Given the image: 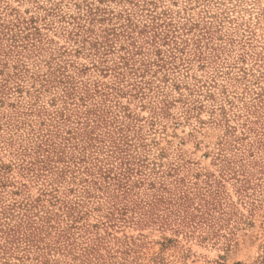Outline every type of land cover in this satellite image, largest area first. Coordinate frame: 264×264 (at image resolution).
Segmentation results:
<instances>
[{"label":"rangeland","instance_id":"obj_1","mask_svg":"<svg viewBox=\"0 0 264 264\" xmlns=\"http://www.w3.org/2000/svg\"><path fill=\"white\" fill-rule=\"evenodd\" d=\"M10 19L31 34L0 43L2 226L31 203L52 227L27 252L1 235L0 264H264V0H0ZM215 189L221 236L164 200Z\"/></svg>","mask_w":264,"mask_h":264},{"label":"trees","instance_id":"obj_2","mask_svg":"<svg viewBox=\"0 0 264 264\" xmlns=\"http://www.w3.org/2000/svg\"><path fill=\"white\" fill-rule=\"evenodd\" d=\"M18 20H13L10 19L9 22H5L4 20L0 21V43L3 39H9L11 41L10 45H15L16 44V38L19 37H27L29 34H31V32H25L23 33L28 27H27V22H25L24 25L22 24H18L17 22ZM24 30V31H23ZM23 33V34H22ZM33 35H35L37 32H32ZM13 43V44H12ZM3 48L0 44V51H2ZM123 59H127L124 57H121ZM123 63H127V60L122 61ZM1 64V61H0ZM3 65L5 63H2ZM2 65V66H3ZM105 67H109L107 65H105ZM114 69H118L113 70L115 71V77L119 78L120 76L123 75V73H121V70L119 69L121 66L120 64H114ZM103 69V67H101V70ZM107 69V68H106ZM1 70V69H0ZM135 70V69H134ZM135 72V71H134ZM97 86V85H95ZM165 106L162 107V110H164V108L166 107V102L164 104ZM121 126L119 125V128ZM115 149L116 148H120L119 145H114ZM55 145H53V143H49L48 145V149H46L47 151H54L55 155L57 156V158L62 155L61 152H58L55 150ZM119 151V150H118ZM111 153H114V151H111ZM23 155L25 153H22ZM37 161H41L42 160H37ZM115 167L113 164L111 165L110 168L105 170L100 171L99 169V173L100 176H102L101 178H107L110 179V175L109 172L111 171V169ZM49 171V170H48ZM261 173H263L262 171H260ZM124 174V173H123ZM233 175H238L235 178V180L237 181V185L235 188V191L237 192V195L239 198L242 197H247L248 198V192L249 189L253 188V184L251 181V177L250 175H252V173H250L249 171L244 170V168L240 171V173H237V171H235V169L232 171ZM116 183L118 187H121V192L124 194L126 192H128V187H124V183L119 181V178H114L112 177ZM92 181V182H91ZM87 183H93L96 184V182L92 179H87ZM263 192H264V187L262 188ZM260 193L261 196H263L264 198V193ZM87 194H90V190L87 189ZM194 195L198 198L197 202H194L192 197H190L188 195V193L185 190H182L180 193H178L175 197L172 196V198L170 199H164L167 202V204L171 207V206H175L174 211L170 210V213H173L174 215H176L175 219L177 220L178 223H180L181 226L183 227H193V226H198L202 229H210V231H206V235L207 236H221L218 234V231L215 230L214 226H219L220 224H218L219 222L222 223L225 219V216L227 214H231V211L229 213L224 211L223 205L222 203H220V194L218 190H214V191H209L207 192H203V193H197V195L194 193ZM262 199H259V201ZM116 200L113 201V203H115ZM163 200L161 199V197H159L158 199L154 200V202L152 203H148L149 207H157L159 202H162ZM254 201H250L252 204ZM264 201V200H263ZM28 205H26V208H24L25 213H23V218L20 219L18 221V223L16 225H9V223L5 224V227L2 226V220H4L3 222H5V218H6V211L4 208H1L2 210L0 211V237L1 235L5 236L4 241L5 243H7L9 245V247L14 246V248H17V246H19L20 243H23V250L24 251H29L28 249L30 247H32L33 245H38V243H40L43 239L44 236H41L42 233L44 234H49V232L47 233V229L52 227L51 224H48V222L51 220V215L47 214L44 217L41 218L42 223L41 226L36 224V221H32L33 218L30 217V213H29V207L30 206H34L31 203H27ZM251 208H255L256 206L254 204H252ZM124 210V209H123ZM49 213V211H46ZM148 212V211H147ZM68 213H70V210L68 211ZM144 213H146V211H144ZM2 217H4V219H2ZM156 218H159L160 222H164V218L163 216L160 217L158 215L154 216L153 220H155ZM46 223V224H45ZM57 237L55 240V243L59 244L62 240L61 238L65 237L64 234V230L65 229H57ZM204 231V230H203ZM205 238V237H203ZM60 239V240H59ZM228 239V238H226ZM4 249V247H3ZM35 249H38V246H35ZM50 250V249H49ZM93 249L90 248L87 250V254H93ZM42 256V255H41ZM39 264H47V260L45 259V257H43V259L39 260ZM97 264V263H94ZM110 264H115L113 262H111ZM215 264H222L220 262H215Z\"/></svg>","mask_w":264,"mask_h":264}]
</instances>
